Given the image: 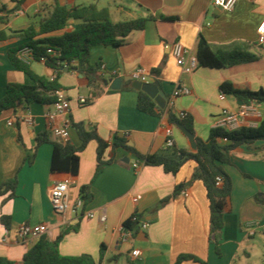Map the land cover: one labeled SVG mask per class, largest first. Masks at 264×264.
Here are the masks:
<instances>
[{
    "label": "crops",
    "instance_id": "1",
    "mask_svg": "<svg viewBox=\"0 0 264 264\" xmlns=\"http://www.w3.org/2000/svg\"><path fill=\"white\" fill-rule=\"evenodd\" d=\"M2 2L9 9L15 6L6 0ZM56 2L68 7L96 4L108 8L114 23L153 18L145 29L131 33L121 46L91 49L90 64L99 76L97 90L90 87L84 74L73 68L76 62L59 73L42 61L30 63L40 76L49 79L58 76L66 89L73 122L70 142L75 147L81 145L76 126L83 124L86 130H96L107 142L111 143L115 136L123 137L141 154H154L165 147L166 130L172 128L175 146L194 153L189 139L176 124L169 122L167 110L177 118L182 112L191 116L195 140H207L223 112L238 111L240 107L237 99L221 90L222 84L229 83L242 90H264V44L258 43L257 33L264 20V0H238L232 12L216 9L213 0H26L19 11L9 15L7 23H0V31H20L37 24L39 16L51 11ZM79 27L80 22L71 20L58 34ZM203 38L213 50L240 46L257 55V59L220 69L199 65L193 73H184L173 55L174 44L180 42L198 56ZM25 43L19 37L0 42V99L10 83L32 84L27 75L13 67L8 56L10 49ZM138 68L149 73L147 83L160 82L167 96L164 115L151 116L139 111V91L131 87L134 82L131 75ZM152 71L158 72L157 76ZM118 78L121 89H112ZM180 87H188L191 94L177 97L173 106H169L173 92ZM80 98H86L87 103L82 104ZM47 107L33 104L0 114V185L17 182L14 198H9L10 191L0 196V217L11 218L9 228L0 221V257L21 263L37 241L29 245L20 243L19 226L47 223L50 232L46 236L50 239L69 227L77 228L62 239L61 254L91 255L99 264H174L183 254L195 255L207 264H250L249 247L258 250L259 261L252 264H264V239L257 238L264 226V205L255 201L257 194H264V141H257L251 148L246 145L235 148L231 164L225 166L233 190L230 207L224 215L219 256L209 241L210 207L206 188L200 181L191 182L196 168L192 160L186 161L177 175H172L162 167L145 166L136 155L120 147L115 151L114 161L96 174L98 144L91 141L80 153L79 175L72 182L70 198L76 202L83 185H90L93 198L85 210L57 215L51 203V190L58 182L50 171L54 146L43 144L35 154L37 135L48 131ZM254 107L255 114L240 117L234 127L226 130L258 127L264 121V105ZM26 116H32L35 123L25 122L22 118ZM111 155L109 148L105 160ZM166 199L168 202L159 207ZM88 213L95 216L89 218ZM102 214L107 217L104 223L99 220ZM135 214L148 228L143 230L140 224L136 225L132 237L123 242L120 228ZM251 229L255 230L252 235ZM135 250H140L141 256L133 260Z\"/></svg>",
    "mask_w": 264,
    "mask_h": 264
},
{
    "label": "trees",
    "instance_id": "2",
    "mask_svg": "<svg viewBox=\"0 0 264 264\" xmlns=\"http://www.w3.org/2000/svg\"><path fill=\"white\" fill-rule=\"evenodd\" d=\"M15 6L9 9L0 0V23H7L10 14L20 10L26 0H9ZM152 17L133 19L124 22L114 23L108 8H99L96 4L65 6L55 3L51 11L40 15L37 24L29 26L25 30L0 31V42L11 38L19 37L26 41L24 46L33 49L34 61H40L45 57V65L55 70L57 73L65 66L71 67L73 62L77 65L75 70L84 74L89 81L90 87L97 90L100 88L99 76L96 68L90 64L91 49L96 46L119 47L126 38L135 31L145 29ZM80 22V27L73 31H65L69 21ZM12 48L8 51L9 59L13 67L24 73L32 81V84L10 83L7 86L5 96L0 99V114L4 111L16 109L18 107H29L33 104L50 106L55 101V94L66 89L59 83L58 76L51 80L47 77L35 73L29 63H25L17 56L18 51L24 47ZM52 48L59 51L61 56H50L47 49ZM199 65L209 68H228L241 63L253 62L257 55L248 52L240 46H235L228 50H213L208 42L203 38L198 50ZM158 72L152 71L153 76ZM221 90L233 96L237 101H242L246 106H263L264 90H242L234 85L224 83ZM138 109L142 113L151 116H162L166 113L165 109L157 106L156 102L144 91H139ZM168 119L171 124H182L190 132L194 133V120L191 116L177 118L171 110H167ZM81 145L75 147L71 142L60 143L50 131L41 132L36 137L35 154L43 144H53L54 150L51 160V176L56 181L71 180L78 178L80 169V153L88 146L91 141L98 144L97 147V168L98 174L106 164L114 161L116 149L124 148L133 153L143 162L145 166L162 167L166 173L177 175L184 163L192 160L196 163L191 182L200 181L206 188L207 198L210 207V231L209 241L215 245L216 253L221 256L220 238L224 227V215L228 211L231 202L233 182L227 173L225 166L232 162V152L235 148L246 145L252 147L257 141H264V121L258 127H241L235 130L215 127L210 130L207 140L197 138V150L189 153L174 147H165L154 154L144 155L138 152L133 146L128 145V140L123 137L115 136L113 141L107 142L102 139L96 130L88 131L83 124L76 126ZM54 137V139H52ZM227 139L228 142H223ZM111 149V157L105 160V153ZM183 156V158H182ZM221 178L222 184H217V179ZM17 182H8L0 185V196L11 192L9 198L16 196ZM182 186L176 188V193ZM93 196L90 192V185H83L79 188V199L82 202V210H85ZM169 199L163 200L159 207L165 205ZM255 201L264 205V194H257ZM140 218V216H139ZM1 223L10 227L11 218L6 215L0 217ZM137 222L132 218L125 223L129 229H133ZM77 228L69 227L62 231L55 239H50L44 235L28 249L21 263L11 261L5 257H0V264H99L91 255L65 256L60 252L62 239ZM102 258V251H101ZM186 261L207 264L195 255L183 254L178 257L174 264H183Z\"/></svg>",
    "mask_w": 264,
    "mask_h": 264
},
{
    "label": "built area",
    "instance_id": "3",
    "mask_svg": "<svg viewBox=\"0 0 264 264\" xmlns=\"http://www.w3.org/2000/svg\"><path fill=\"white\" fill-rule=\"evenodd\" d=\"M238 0H213L212 5L216 9H221L227 12H232ZM0 15L2 13L0 12ZM258 43L260 45L264 44V20L260 23L258 29ZM47 54L50 56H61L59 51H55L52 48L47 49ZM173 55L176 58L178 66H180L184 73L191 74L199 67V59L198 56L191 54L180 42H176L173 46ZM18 58L25 63H31L34 61L33 57V49L29 46L22 47L17 54ZM45 57H41L40 61L45 63ZM67 67V65H64ZM53 77L51 80L55 79ZM131 79L133 81H138L141 83H147L149 80V73L144 68H138L132 75ZM191 90L188 87H180L175 89L171 98L169 99V106H173L174 101L179 96L190 95ZM80 102L82 104L87 103L86 98H80ZM71 106L66 95L65 91H58L55 94V101L52 105L47 107L45 112V118L47 121V129L50 131L53 136L62 144H67L71 139V130L73 127V122L70 116ZM256 110L254 106H246L242 105L239 107L238 111L225 110L217 120L215 127L227 128L234 127L240 117H250L255 114ZM186 113H180V117H184ZM25 122L30 125L35 123V120L32 116H26L22 118ZM11 124V123H9ZM167 147H174L175 141L173 138V130L172 128H168L166 130ZM223 142H228L227 139H223ZM135 168H138V164L133 165ZM217 184L221 185V178L217 179ZM72 181H59L54 183L51 190V203L54 212L57 215H65L69 210L77 211L82 209V202L78 199L76 202H72L70 198ZM186 195V194H185ZM134 201H137L135 198ZM87 216L89 218H93L95 215L92 213H88ZM99 220L101 222H106L107 217L106 214H102L99 216ZM134 222H137L141 225L143 230L148 228V224L146 222H141L138 214H135L132 217ZM262 230L264 232V226H262ZM121 231V241H127L132 237V229L127 228L125 225L120 228ZM50 232V226L47 223H41L38 225H30L28 223H22L17 232L18 241L22 244L29 245L34 241H37L42 236L48 234ZM251 235L255 233V230L251 229L249 232ZM141 256L140 250H135L132 254V259L136 260ZM116 264V263H112Z\"/></svg>",
    "mask_w": 264,
    "mask_h": 264
},
{
    "label": "water",
    "instance_id": "4",
    "mask_svg": "<svg viewBox=\"0 0 264 264\" xmlns=\"http://www.w3.org/2000/svg\"><path fill=\"white\" fill-rule=\"evenodd\" d=\"M67 70L69 67H65ZM131 87L137 91L146 92L157 104V106L161 109L166 108L167 96L163 91L160 82L154 81L151 83H141L138 81H134L131 84ZM112 89L119 90L121 89V78H118L111 85ZM240 106L243 105L242 101H238ZM178 129L189 139L192 149L197 150V142L195 140V134L190 132L184 125L177 124ZM183 158V156H182Z\"/></svg>",
    "mask_w": 264,
    "mask_h": 264
},
{
    "label": "rangeland",
    "instance_id": "5",
    "mask_svg": "<svg viewBox=\"0 0 264 264\" xmlns=\"http://www.w3.org/2000/svg\"><path fill=\"white\" fill-rule=\"evenodd\" d=\"M6 1L8 3H11L9 0H6ZM35 65L40 66L39 64H35ZM257 238H263L264 239V233H263L262 229L260 230V233L257 235ZM252 241H253V239H247V242H252ZM262 243L263 242L260 241V244H259L260 248H262ZM248 250L252 252V259L249 263L252 264L253 262H255V263L258 262L259 260H258V255H257V252H258L257 248L256 247L255 248L249 247Z\"/></svg>",
    "mask_w": 264,
    "mask_h": 264
}]
</instances>
